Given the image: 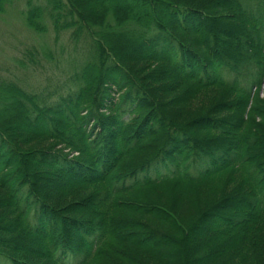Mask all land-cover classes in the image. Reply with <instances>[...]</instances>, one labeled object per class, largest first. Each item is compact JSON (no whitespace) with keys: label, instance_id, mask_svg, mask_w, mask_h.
<instances>
[{"label":"trees","instance_id":"1","mask_svg":"<svg viewBox=\"0 0 264 264\" xmlns=\"http://www.w3.org/2000/svg\"><path fill=\"white\" fill-rule=\"evenodd\" d=\"M14 1L0 0V16ZM195 1L27 0L30 28L47 33L51 23L86 52L62 95L0 84V186L7 191L0 264H71L75 254L76 264H109L118 254L120 201L181 186L190 189L131 212L148 223L162 219L140 233L170 244L161 254L142 241V264H264V158L256 151L264 129V0ZM130 44L138 54L125 51ZM213 89L217 97L199 124L170 111L200 94L208 103ZM45 174L64 180L65 190L48 195L39 182ZM194 190L202 202L191 199ZM75 203L90 208L74 212ZM157 207L175 214L158 216ZM208 220L217 228L194 243ZM19 239L41 247L27 249Z\"/></svg>","mask_w":264,"mask_h":264},{"label":"rangeland","instance_id":"2","mask_svg":"<svg viewBox=\"0 0 264 264\" xmlns=\"http://www.w3.org/2000/svg\"><path fill=\"white\" fill-rule=\"evenodd\" d=\"M214 0H196L195 3H211ZM27 0H15L14 3L10 6H8L7 10L4 14L0 16V84L1 82H12L16 83L22 87H24L27 90H39L43 87H47L51 89L49 93H53L55 95H62L66 92L67 88L71 85V79L72 74L76 68H79L78 63L81 62V57L85 55V52L83 49L80 48V46L73 47L72 43L70 42V38L68 37L69 34H63L57 35L51 27V23L49 24L50 28L47 33H38L34 31L32 28H30L26 23L25 18V11L27 9ZM233 37V36H232ZM125 51H132L133 54H138L140 50L134 48L131 44L124 48ZM51 54L52 57L48 58V55ZM75 60V63L73 62ZM139 67V66H138ZM157 75V74H155ZM184 86H186V83H183ZM253 92L256 93V90L253 89ZM37 93V92H36ZM182 95V94H181ZM217 97V90L213 89L210 91V94L208 96V103H206L203 99L202 94H200L197 99H194L193 102L188 103L187 105L180 104L179 102L174 103L175 109H170L172 113H181L187 121H193L192 126L199 124V119L203 117L204 115H207L210 106L213 101H215ZM259 98L264 99V83L261 89V92H259L258 95ZM57 98V97H56ZM212 101V102H210ZM171 102V101H170ZM169 102V103H170ZM179 103V105H178ZM168 111V109H166ZM180 111V112H179ZM11 113L15 112H9L8 115H11ZM6 115V117L8 116ZM19 116V115H18ZM18 119V121L24 126L23 121ZM262 136L260 137L258 145L261 142H264V129L262 130ZM71 150L66 148V152ZM75 155L77 153L72 152L71 155ZM261 158H264V156H261ZM154 173V171L152 172ZM42 177V176H41ZM43 180H40V184H43L44 190L48 195L53 192H57L59 194L60 191L65 190L64 180L60 181L58 184H55L54 182H51L49 179H57V176H54L52 174L43 176ZM49 178V179H47ZM47 179V181H46ZM41 190L43 189L40 187ZM169 189V190H168ZM151 188L142 190L139 194H133L134 197L132 198L131 195L129 198H132V202L134 204H130V200H121L120 201V210L119 214H121L122 218H125L127 220H136L141 221L143 223L144 220H148L146 218L147 216L143 217L144 215H140L139 218L144 219L143 221L141 219H136L133 214H131V211L129 210L131 207L141 206L140 209H145L144 207L148 206L151 207L153 203H156L157 201L161 200L162 203H164L165 200L164 196H168L170 194V191L173 192H181V196L189 191L190 187L187 186H181V187H175L174 190L170 188ZM177 189V191H176ZM3 191V193H2ZM196 196L191 197V199L195 200L194 202H202V198L200 197V191L194 190ZM6 189L3 186H0V193L1 197L3 195H6ZM193 194V193H191ZM193 194V195H194ZM51 199L53 197L51 196ZM155 200L156 202H154ZM146 203V204H144ZM151 203V204H150ZM76 204V203H75ZM73 204V205H75ZM77 205V204H76ZM89 204H82L80 206L77 205V207L74 206V212L76 210H87ZM156 205V204H155ZM87 208V209H86ZM189 205L185 206H179V212H183L189 210ZM160 213L163 215H169V217H172L173 214L170 209H164L163 207H157ZM168 211L167 213H165ZM176 212V210H174ZM231 211V210H230ZM69 214H72V212H68ZM182 214V213H180ZM161 216V218H162ZM88 217V216H86ZM154 218V217H153ZM164 218V217H163ZM162 219L155 220L149 222L152 224V226H156L155 222H159L160 225L162 223ZM168 222V221H167ZM65 222L59 219H55V225L58 226L57 229H63L62 226ZM147 224L146 229L142 228H125L120 226L115 222L116 227V237L118 240V243L116 244V250L118 254L113 258V260L109 264H134L131 261H127L125 259L126 254H132L133 258L140 261L143 257V252L140 249V244L142 241L146 242V245L150 246L154 243V246H157L156 250L158 253H164L166 251V247L170 246L169 241L158 239L155 236H149L144 238L148 233H140L145 232V230L153 229L150 224ZM219 222L217 220H208L207 224L205 226L199 227L198 231L196 232V237L193 239L196 242H200L203 240V238L208 235V233L215 230L218 226ZM3 225V224H1ZM71 226V225H70ZM69 226V227H70ZM5 227V226H4ZM164 228H167V225L163 226ZM7 226L5 227V229ZM155 228V227H154ZM2 229V228H0ZM4 229V230H5ZM54 229V228H51ZM71 230H74L73 227H70ZM206 229L207 231L203 234L201 233L203 230ZM132 230V231H131ZM136 230V231H134ZM134 232V233H133ZM208 232V233H207ZM0 234H3V231H1ZM124 236L125 238L119 239V236ZM126 235V236H125ZM158 239V240H157ZM17 244H21L25 246L27 249H37L39 250L41 247V244L36 242L35 240H32V242L27 243L28 239L26 241L24 240H16ZM31 241V240H30ZM193 242L189 246L194 245ZM150 244V245H149ZM187 249H188V244ZM153 246V247H154ZM172 247V248H171ZM169 247L172 251V257H176L177 249L175 247V244H172V246ZM184 249L180 248V252H182ZM113 251L108 252L106 254H109V257L113 255ZM142 253V254H141ZM176 253V254H175ZM111 254V255H110ZM181 257L184 255L182 253ZM41 254L37 255L40 256ZM39 258V257H38ZM141 258V259H140ZM71 264H76L77 259L76 256L70 257L68 259Z\"/></svg>","mask_w":264,"mask_h":264},{"label":"bare ground","instance_id":"3","mask_svg":"<svg viewBox=\"0 0 264 264\" xmlns=\"http://www.w3.org/2000/svg\"><path fill=\"white\" fill-rule=\"evenodd\" d=\"M163 73H164V71H163ZM258 144V143H257ZM260 144H262V145H256V151L258 152V154H257V160L258 159H260L261 158V156H264V142H261ZM71 156H73V155H71ZM152 168V166L151 167H149V168H147V169H151ZM154 170H151V172H153ZM79 173H81V172H79ZM145 174V173H144ZM155 173H147V175H150V176H153ZM86 177V174H84V173H82V175H80V177H79V179H81V178H85ZM140 177H141V174H140ZM86 179V178H85ZM153 207H154V205H153ZM131 212L133 211H136V207H131L130 209H129ZM155 212H156V214L159 216V214H160V212H159V209H155ZM116 223L117 224H119L120 226H122V227H125V228H129V227H132V226H135L136 224V220H127V219H125V218H121V219H118L117 221H116ZM60 232H62L63 233V235L62 236H68L69 235V231H67V227L65 226V229H61L60 230ZM73 232H74V230H72L71 231V234H73ZM126 236V235H125ZM74 239H76V237H73ZM119 239H123V238H125L124 236H119L118 237ZM78 254H75L74 256H77ZM125 259L127 260V261H131L132 263H134V264H142V262H140V261H138V260H136L135 258H133V255L132 254H126L125 255ZM142 261V260H141ZM107 264V263H106Z\"/></svg>","mask_w":264,"mask_h":264}]
</instances>
